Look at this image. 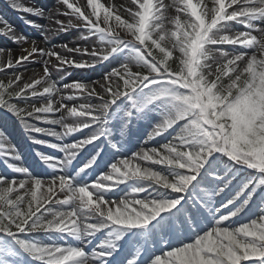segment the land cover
<instances>
[{"label": "snow or ice", "instance_id": "1", "mask_svg": "<svg viewBox=\"0 0 264 264\" xmlns=\"http://www.w3.org/2000/svg\"><path fill=\"white\" fill-rule=\"evenodd\" d=\"M94 2L82 7L56 0L54 15L68 22L54 19L55 29L25 20L41 30L45 44L53 31L81 30V40L96 46L59 45L79 59L56 51V45L38 47L36 41L21 47L15 58L11 49L0 48V57L9 54L0 62V74L7 77L6 83L0 80V110L19 121L33 144L63 153L61 159L37 153L54 173L47 180L5 160L24 178L0 175V264H20V256L28 264H264V27H258L264 25V0H211V6L204 0L170 5L130 0L123 8L128 19L111 8L101 17V5L93 7ZM9 3L20 9L15 0ZM169 9L174 16L166 15ZM22 11L45 15L40 7ZM233 22L245 31L230 34ZM0 36L28 43L7 22ZM176 52L173 69L169 61ZM125 53L119 67L103 76L100 91L74 81L64 85L71 95L52 99L60 89L51 80L49 63L58 71L95 68ZM34 57L41 58L43 75L26 82L20 69ZM40 85H45L42 91ZM84 93L87 102L64 103L83 100ZM41 97L46 103L37 107ZM125 100L130 107L121 117V135L133 120L152 119L155 113L158 119L143 143L158 137L164 142L142 145L92 181L89 170L98 164L100 151L70 173L83 149L111 136L113 106L119 109L118 102ZM65 109L66 116L52 118ZM30 120L59 125L60 131ZM75 133L81 138L63 143ZM8 143L0 129V159L19 160L14 147L3 149ZM37 233L54 234L63 243L46 244L35 238ZM93 240L100 242L86 251ZM157 245H164L158 253L152 251Z\"/></svg>", "mask_w": 264, "mask_h": 264}, {"label": "rangeland", "instance_id": "2", "mask_svg": "<svg viewBox=\"0 0 264 264\" xmlns=\"http://www.w3.org/2000/svg\"><path fill=\"white\" fill-rule=\"evenodd\" d=\"M70 2L81 4V6H85L87 4V0H70ZM205 3H207L209 6H211V0H204ZM16 3V2H15ZM130 3V0H95L93 7H95L97 4L101 5V7L97 10L99 15L103 17L104 12L106 9L111 8L113 11H119L121 14L122 19H128L127 15L123 12V8L127 7ZM20 5V9H14L11 7L9 0H0V29H3L5 26V22L10 23L12 28L16 31V34H23L26 35L28 38H32L36 40L38 47L47 46L44 43H39L40 39L37 37H31L29 32L30 30L27 28V24L25 23V20H31L32 16L29 13H25L22 11L24 7H40L43 8L45 13H48L51 10L57 9L58 5L56 3V0H24V3H17ZM63 10V9H61ZM168 17H172L175 15L174 9H169L166 13ZM30 17V18H29ZM57 19L63 20V22L66 24L68 22L67 17L59 16ZM34 22V20H32ZM18 23L19 26H15L13 24ZM113 23H115L113 21ZM167 24V23H166ZM21 27L20 29H17ZM168 27H171V25H168ZM230 27H233L236 29L237 32L245 31L243 25L238 23H232ZM81 30L78 29H71L70 31L65 33L64 39H62L61 42H56L58 45L67 44V41L69 39H75L76 37H79L81 40ZM254 35H257L259 38V33H253ZM66 39V40H65ZM65 40V42H64ZM32 42V41H31ZM31 42L28 41L27 44L20 45L13 43L10 39H7L3 36H0V48L5 49H11V56L13 58L21 55V47H30ZM63 42V43H62ZM70 46L69 44H67ZM96 46L94 41L93 42H86L82 40V43L80 44V47H94ZM214 47V46H213ZM230 48L231 46H225ZM8 53H3L2 57H0V62L6 61L8 58ZM122 54L119 58H114L110 62H105L104 64L98 65L92 71L90 74V77H88L86 80L82 81L80 79H77L74 76V70L73 68L65 69L63 71H58L56 67L53 66V63H49V71L51 73V80L56 82V86L58 89H60V92L58 95L53 96L52 99L58 100L60 96H68L72 94L71 89L64 88L65 84H71L74 81L85 83L89 86V88H96L97 91H100V84L103 82V76L110 72L114 67H119L120 60L123 59ZM214 58L216 57V53H213ZM177 57H179V53H174V60H177ZM79 59V58H77ZM34 62L29 63V69L25 71V73L21 72V74L24 77V80L26 82H31L33 78L39 79L43 75V62L41 58L34 57ZM41 62V63H40ZM211 63V61H209ZM173 69H176V67H173ZM136 70V69H134ZM84 74H89L90 71H81ZM0 80H3L5 83L7 82V77H5L3 74H0ZM45 85H40L39 89L42 91L43 87ZM84 99L83 100H65L64 103L67 104L69 107L73 106L74 104H78L81 102H87V94H83ZM93 103H97L95 99L92 101ZM36 106L40 107L46 103V97L39 98L36 102ZM120 104V108L117 109L116 106H113V113L114 116L112 120L110 121L108 127L111 129V136L108 138H101V140L97 141L96 144L88 145L85 149L81 151V153L77 156L76 160L72 162V165L69 168V172L73 173L74 168L83 166L84 163H86L93 155L96 154L97 151L101 152L99 161L97 165H94L91 170H89L88 180L92 181L97 176L105 173L108 171V165H110L112 162H115V160H118L121 157L124 156H131L133 155L140 147L143 145L145 147H159V142H164L161 140V138H157V141H153L148 145H144V140L147 138L148 133L151 131V128L153 124H155L156 119L158 117L155 115V113H152V119H144L135 121L133 120L132 123L128 126V131L121 135L119 129L123 123L121 117L123 116V111L128 109L130 107L128 101H123V103L118 102ZM20 107H24L23 104L19 105ZM67 112L65 110H61L59 112H56L55 115L52 118H59L61 116H66ZM30 123L37 124L39 127H45V128H54L56 131H60L59 125H49V124H43L35 120H30ZM66 123H71L72 121L70 119H67L65 121ZM135 123H143L145 125L144 129L142 131L134 132L133 126ZM0 129H3L5 131V134L7 136V139L9 141L8 144L3 146V149H7L9 146L14 147L16 149L17 154L19 155V160H10L9 158L5 157V159H0V175L4 176H10V177H16L17 179H23L24 177L18 173H13L11 170L6 166L5 160L7 159L8 162L17 164L21 166L24 169H27V171L33 175L35 178H41L47 180L50 178L54 173H50L51 169L46 166L37 156V153L44 154L48 157H53L56 159L63 158V153L58 152L52 148H47L40 144H33L28 137L24 134L23 128L20 126L19 121L15 117H11L8 114L4 113L3 110H0ZM87 131V130H85ZM135 133V134H134ZM37 139L49 141L52 143L59 144L61 141L55 140L54 137H46L42 134H35ZM73 138H81L80 133H75L73 136H69L65 138L63 143H71L73 141ZM137 139V142L134 143L131 146L125 145V140L128 143H131L133 140ZM114 145V147H113ZM125 149H127L126 152L122 153ZM143 163V162H141ZM153 168H161L160 165H149ZM45 168V169H44ZM44 169L46 171L50 172H44V173H36V170ZM120 188L122 190H127L125 185H121ZM118 194L122 195L123 191L118 190ZM112 196L113 199L118 198L117 195L109 194ZM59 198L63 199V194H59ZM49 207H59L58 205H46ZM43 211V209H42ZM98 237L101 239L104 238L103 233H98ZM35 238L41 240L44 236H54V234H44V233H37L34 234ZM126 239V238H125ZM42 241V240H41ZM43 242V241H42ZM69 243H73L71 240L68 241ZM99 240H93L91 242V246L88 245L86 248V251L91 250L97 243H99ZM178 241L173 240V243H176ZM63 243V241H62ZM160 247L163 248L164 245H157L155 248L152 249V251L159 252ZM20 264H28L27 258L24 256L19 257ZM249 264H253V262H249Z\"/></svg>", "mask_w": 264, "mask_h": 264}, {"label": "bare ground", "instance_id": "3", "mask_svg": "<svg viewBox=\"0 0 264 264\" xmlns=\"http://www.w3.org/2000/svg\"><path fill=\"white\" fill-rule=\"evenodd\" d=\"M16 3H24V0H15ZM164 2L166 4H172L173 0H164ZM231 10V9H230ZM55 10H51L49 11L48 13H45V15L43 17H37V16H32V20H34V23L35 24H38V25H41L43 26V28H51V29H55V24H54V19H57L59 16H55ZM52 15L53 16V19H49V15ZM30 18V17H29ZM167 23V22H166ZM9 25H11L10 23H8ZM15 26H19L18 23H15L13 24ZM258 27H264V25H260L258 23ZM21 27L17 28V29H20ZM27 28L30 30L29 32L30 33V36L31 37H37L38 39H40L39 43H44V37L43 35L41 34V30H37L36 28H31L29 26H27ZM15 31V30H14ZM16 33V31H15ZM235 33H238L236 31L235 28L231 27L230 29V34H235ZM65 37V33H56L55 31L51 32L49 34V43L45 44L47 46H43L42 48H52L53 45H56L57 47L55 48L56 51L58 52H61L62 54L64 55H70V56H73V57H76V58H80L78 57L75 53H67L65 50H63L62 48L59 47L58 44H56V42H61L62 39H64ZM66 40V39H65ZM64 40V42H65ZM28 41L31 42V41H36L32 38H28ZM63 43V42H62ZM82 43V40L79 39V37H76L75 39H69V41H67V44H69L70 46L69 47H74V46H80V44ZM84 59H87V57H84ZM41 63V62H40ZM65 69H69V67L67 66H64ZM29 69V65L27 64V67L26 69L25 68H21V72L25 73L26 70ZM74 70V76L77 78V79H80L82 81L86 80L88 77H90V74L92 73V71L94 69L92 68H82V69H76V68H73ZM81 71H90L89 74H84L82 73ZM131 127H134V132H140L144 129L145 125L143 123H135L133 126ZM135 134V133H134ZM46 137H49V136H46ZM125 142V145H128V146H131L133 145L134 143L137 142V139L133 140L131 143H128L126 140L124 141ZM54 151V149H52ZM139 150V149H138ZM137 150V151H138ZM127 149H125L122 153L126 152ZM152 166V165H151ZM45 169V168H44ZM44 169H39V170H36V173H46V172H50V171H46ZM52 173V171L50 172ZM46 207H49V206H46ZM41 240L44 242V243H52L53 241L57 242V243H62V241H59V240H56L54 236H44L43 238H41ZM73 243H75V241H72ZM88 245L91 246V243H89ZM87 245V246H88Z\"/></svg>", "mask_w": 264, "mask_h": 264}, {"label": "trees", "instance_id": "4", "mask_svg": "<svg viewBox=\"0 0 264 264\" xmlns=\"http://www.w3.org/2000/svg\"><path fill=\"white\" fill-rule=\"evenodd\" d=\"M169 63H170V65H171V67L173 66V67H176L177 65H178V61L177 60H171V61H169Z\"/></svg>", "mask_w": 264, "mask_h": 264}]
</instances>
